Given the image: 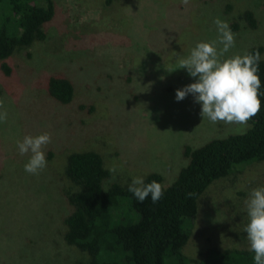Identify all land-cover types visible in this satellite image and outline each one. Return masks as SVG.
<instances>
[{
	"label": "rangeland",
	"instance_id": "rangeland-1",
	"mask_svg": "<svg viewBox=\"0 0 264 264\" xmlns=\"http://www.w3.org/2000/svg\"><path fill=\"white\" fill-rule=\"evenodd\" d=\"M54 5L52 19L43 26L46 38L12 54L11 75L0 71V111H7L6 122L0 123V264H86L88 258L62 238L68 203L41 182L42 170H24L30 154L21 155L17 141L25 135L50 133L45 169L61 193V188L75 189L64 170L73 147L102 150L116 166L113 179L120 183L158 172L165 185L186 163L185 145L248 126L203 119L201 104L190 93L177 101L176 90L198 77L169 69L197 42L217 38L216 18L235 34L228 55L243 54L254 44L264 47V0H189L187 5L181 0H54ZM246 11L254 15V28L243 18ZM45 73L74 81L69 105L49 103ZM127 76L131 91L124 90ZM106 77L110 83L101 85ZM91 81L95 94L86 88ZM49 115L52 120H46ZM66 130L82 134L70 138ZM258 186H264L261 157L212 182L198 198L186 256L204 261L211 250L250 248L245 201Z\"/></svg>",
	"mask_w": 264,
	"mask_h": 264
},
{
	"label": "trees",
	"instance_id": "trees-1",
	"mask_svg": "<svg viewBox=\"0 0 264 264\" xmlns=\"http://www.w3.org/2000/svg\"><path fill=\"white\" fill-rule=\"evenodd\" d=\"M111 1L105 0L107 4ZM0 8V71L9 76L15 71L9 63L12 54L46 38L43 26L52 19L55 5L54 0H0ZM243 18L251 28L256 26L251 11H246ZM231 28L235 30L238 25L233 23ZM256 50L261 54L258 115L247 122L243 132L212 137L196 146L185 145L186 163L170 183L163 185L164 194L157 202H152L151 195L143 202L138 201L128 191L131 183L114 180V174L108 171L112 167L109 159L95 147L77 146L67 152L64 170L75 189L61 188L63 195L57 192L59 185L50 179L49 172L42 169L41 182L50 184L59 198L68 203L62 238L88 257L86 264H254L255 254L249 247L211 250L213 257L204 261L190 259L184 247L192 234L198 198L206 188L235 167L257 157L264 158V47L254 44L245 52ZM108 79H101V85L109 84ZM42 81L49 103L66 107L72 102L76 85L71 78L45 73ZM124 81V90L131 91V77ZM93 87L91 81L86 88L95 94ZM90 107L92 111L93 106ZM82 108L83 105L79 106ZM51 117L46 120H52ZM65 133L70 138L72 133H76L75 138L82 134L78 130ZM144 180L162 183L163 177L158 172H149Z\"/></svg>",
	"mask_w": 264,
	"mask_h": 264
},
{
	"label": "clouds",
	"instance_id": "clouds-1",
	"mask_svg": "<svg viewBox=\"0 0 264 264\" xmlns=\"http://www.w3.org/2000/svg\"><path fill=\"white\" fill-rule=\"evenodd\" d=\"M187 5L189 0H181ZM217 38L200 41L190 50L186 57L179 58L178 66L169 69H186L191 77H198L195 82L176 90V100H183L189 93L201 104L200 115L212 123L246 125L261 109L259 99L261 80L259 78V61L261 54L255 52L235 53L228 55L235 47V34L228 23L216 18ZM4 100L0 98V109ZM7 111H0V123L6 122ZM51 142V135L43 132L38 135H25L17 141L21 155H29L24 170L38 174L46 167L44 148ZM122 167V166H121ZM115 174V165L108 169ZM128 191L143 202L151 195L155 203L164 194L163 185L156 180L145 183L144 177L134 176ZM249 222L244 231L254 252V264H264V186L253 188L245 201Z\"/></svg>",
	"mask_w": 264,
	"mask_h": 264
}]
</instances>
